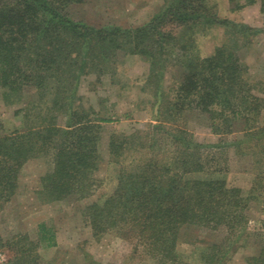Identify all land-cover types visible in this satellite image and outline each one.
<instances>
[{"label": "trees", "instance_id": "16d2710c", "mask_svg": "<svg viewBox=\"0 0 264 264\" xmlns=\"http://www.w3.org/2000/svg\"><path fill=\"white\" fill-rule=\"evenodd\" d=\"M80 1L0 0V93L5 105L18 106L14 114L20 122L11 129L0 122V206L14 195L21 166L38 155L51 158L50 170L40 178V199L89 194L91 173L102 158V124L110 119L91 118L82 109L77 81L91 72H112L122 50L149 64L142 90L154 100L158 123L110 134L106 149L116 184L101 204L82 211L92 236L114 231L151 264H224L246 245L251 201L264 203V95L251 92L235 33L225 31V41L208 56L199 54L194 35L202 20L230 23L215 20L209 0H166L161 14L143 27H94L68 12ZM260 4L264 13V0ZM168 24L182 28L178 34L159 33ZM165 61L169 79L160 73ZM27 94L33 97L26 99ZM195 115L206 119L212 134L232 140L213 144L204 154V144L188 129L187 117ZM226 145L249 162L253 180L246 192L226 180ZM40 226L41 238L51 239L49 229ZM184 228L206 234L193 241L200 246L190 255L193 261L177 249ZM258 237V249L245 264H264V233ZM36 246L26 234H0V249L8 251L0 264H37Z\"/></svg>", "mask_w": 264, "mask_h": 264}, {"label": "rangeland", "instance_id": "374dc122", "mask_svg": "<svg viewBox=\"0 0 264 264\" xmlns=\"http://www.w3.org/2000/svg\"><path fill=\"white\" fill-rule=\"evenodd\" d=\"M209 3L215 20L230 24L227 26L217 22L206 23L203 20L201 24H197L200 26L194 27V35L199 54H212L214 48L225 41V31L231 30L238 39L237 55L245 65L248 84L252 86L251 92L263 96L264 13L260 0L252 3L244 0H209ZM165 7L166 0H81L67 9L73 18L94 27L109 24L135 29L143 27L154 16L161 14ZM233 23L235 28L230 26ZM181 28L168 24L161 28L159 33H166V30L171 29L174 34H178ZM174 50L169 47L171 53ZM119 51L112 72H91L80 76L77 81V95L82 109H85L91 118L110 119L102 124L99 144L102 158H98L97 166L91 173L94 183L89 194L83 198L70 196L50 202L40 199V178L50 170L51 158L49 155H38L28 159L21 166L14 195L0 206V234L8 237L19 232L36 241L37 264L152 263L132 241L116 236L114 231H106L94 238L89 221L82 212L90 204H101L115 189V166L108 163L106 149L110 134H130L158 123L155 118L154 100L148 91L142 90L149 71L147 60L137 54ZM165 57L168 61L174 58L169 54ZM162 65L165 69L160 70V73L169 79L166 61ZM26 97L30 99L33 96L27 94ZM17 107L5 105L0 93V122L8 129L20 125L19 118L14 114ZM58 124L63 126L64 118H59ZM187 124L195 139L204 144V154L212 151L213 144H226L233 138L229 135L212 134L206 119L197 118L196 115L187 117ZM224 157L227 164L226 180L229 185L238 186L244 192L248 191L253 180L249 162L235 154L228 146ZM262 200L264 201V196ZM247 214L246 245L238 247L224 264H245L246 257L256 253L258 249V236L264 233V203L259 199L251 201ZM41 224L49 229L46 237L53 234L51 239L41 238ZM202 232L195 228H184L180 231L177 249L183 256L187 255L190 261L194 260L190 255H195V251L200 250L199 243H194V239L206 236ZM52 240L54 244H48ZM7 258L8 251L0 249V263Z\"/></svg>", "mask_w": 264, "mask_h": 264}]
</instances>
